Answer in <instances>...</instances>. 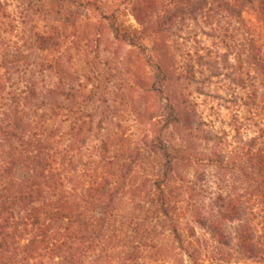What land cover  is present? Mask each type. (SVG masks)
<instances>
[{"label": "trees", "instance_id": "16d2710c", "mask_svg": "<svg viewBox=\"0 0 264 264\" xmlns=\"http://www.w3.org/2000/svg\"><path fill=\"white\" fill-rule=\"evenodd\" d=\"M116 1L0 0V264H264V124L244 132L264 103V0ZM82 12L96 20L83 37ZM202 23L216 59L170 41ZM116 43L148 77L110 92L101 54ZM222 77L246 114L228 148L195 152L191 140L222 142L203 129L189 90L204 95ZM135 88L157 100L138 113L150 127L141 151L112 129L122 90ZM149 157L147 176L128 188ZM191 167L223 176L207 203L206 182L179 176ZM177 204L194 218L190 240ZM167 247L172 261L161 257Z\"/></svg>", "mask_w": 264, "mask_h": 264}, {"label": "rangeland", "instance_id": "374dc122", "mask_svg": "<svg viewBox=\"0 0 264 264\" xmlns=\"http://www.w3.org/2000/svg\"><path fill=\"white\" fill-rule=\"evenodd\" d=\"M48 1V0H42ZM57 1L58 3L63 2L65 0H52ZM117 4L121 3V1H116ZM80 21H82V31L80 35H87L91 32L90 24L96 23L94 18L90 16H84V13H80ZM247 19L251 21L253 25H257V21L250 13L245 15ZM124 22L127 25H134V20L128 15L124 14L123 18ZM177 33V36L170 38V41L174 40L178 45V51L181 54L186 53L185 51H198L200 54L210 53L212 57L215 59L218 58V53L222 51L219 48V44L217 40H213L204 35V33L209 32V28L202 23L199 26H193L190 30V27L183 26ZM81 35V36H82ZM196 36L198 40H200V44H194L192 40H185L188 37L192 38ZM109 35L107 34V37ZM83 37V36H82ZM109 36V40H110ZM181 38V39H180ZM264 43V38L262 40ZM107 48V49H105ZM105 50L104 53L101 54L102 57L108 59V65L105 66V73H107L110 79V83L107 84L108 90L110 92L114 91V89L119 88L117 85L119 84H128V83H137L139 80L142 82L146 81L148 77V71L145 69L140 58L137 57L136 53H134L129 48L124 45H119L116 43L115 45H107V47H103ZM114 49H116L115 54H113ZM203 49V50H201ZM178 53V54H179ZM219 62V60L217 61ZM110 75L112 77H110ZM259 84V82H258ZM204 95H198L195 92V88H190L189 92H191V99L196 103L195 111L199 117L205 122L206 126H203L205 131H212L215 135L218 136V140L216 143L222 142V145L219 147L214 146L212 144H206L204 142L199 141H190L187 143L188 148L192 149L195 152H210L211 150L219 151L220 149H226L231 143V137L225 139L229 133L235 134L234 131L231 130V125L233 121L239 120L244 117L246 114V109L241 106L240 93L238 90L234 88L231 84V81L225 77L222 78H214L210 82H207L203 86ZM122 98L117 101L116 109L118 111L117 120L113 123L112 129L114 131L120 132L123 137L126 139L124 145H128L127 149L130 150H140L143 149V137L148 133L150 127L148 125V121L140 118L139 112H141L145 108H150V110L154 109V105H156V98H152L150 96H144L141 93L140 88H135L134 90H122ZM264 102V101H263ZM152 105V108H151ZM261 110L258 113L252 116H247L248 121L245 122L246 128H244V132L246 131L245 137H250L254 135L256 131V126L258 124H264V103L260 106ZM149 110V111H150ZM241 121V120H240ZM231 135V134H230ZM128 143V144H126ZM152 157H149L142 165H139V162L135 163L133 166L132 172L128 178L129 185L128 188L136 186L141 183L143 178L147 176L148 171H150L153 161ZM180 177H183L185 181L190 179L191 181H203L206 182V186L208 191H206L205 202L207 203L208 197H213L212 191L216 190V183L219 181L221 174L216 172L213 169H193L191 168H183L179 174ZM203 182L199 183L202 184ZM180 193V192H178ZM180 195V194H179ZM181 204H177L176 210H178V228L180 229L181 235L186 239H191L189 234V226L193 225V219L190 212H185L180 208ZM182 210V211H180ZM138 216H141V213H136ZM196 237L198 239H207V236H201V232L196 229ZM195 241L192 238V241ZM166 251L162 252L161 257H168L170 261H172V256L168 254V247L164 249ZM166 263V262H165ZM168 264V263H166ZM170 264V263H169Z\"/></svg>", "mask_w": 264, "mask_h": 264}]
</instances>
